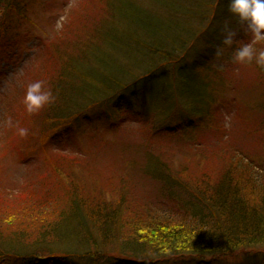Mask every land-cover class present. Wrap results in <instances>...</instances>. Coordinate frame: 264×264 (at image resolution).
<instances>
[{"label":"trees","instance_id":"16d2710c","mask_svg":"<svg viewBox=\"0 0 264 264\" xmlns=\"http://www.w3.org/2000/svg\"><path fill=\"white\" fill-rule=\"evenodd\" d=\"M20 1L0 0V50L9 49L13 38L9 30H15L14 36L19 33L17 28L29 31L23 24L32 20L19 6ZM227 2L106 0V10L77 42L74 55L66 43L67 27L74 23L71 15L60 30L51 27L55 40L49 41L50 64L45 67L47 77L43 81L54 100L38 114H29L24 108L14 116L20 124L18 132L19 128H32L28 141L23 140L26 148L43 143L48 134L61 132L63 127L86 120L95 108L102 107L108 116L121 109L131 111L132 97L124 94L136 81L140 83L147 77L143 82L152 84V79L161 78V73L170 67L174 72L161 83L166 86L169 77L177 73L174 83L179 85L178 93L189 96L187 85L202 83H196L192 71L182 66L176 69L182 49L185 51L200 38L214 44L220 34L224 35L225 25L236 30V40H246L241 25L229 14ZM13 14L18 16L15 22H11ZM46 22L49 24L48 19ZM261 70L264 79V68ZM139 71L143 73L140 77L136 76ZM130 76L133 80L126 82L124 79ZM189 99L199 101L191 96ZM164 102L172 106L166 99ZM170 117L171 112L163 111L152 113L150 119H160L158 133L173 134L182 128L170 125ZM9 133L14 134L8 132L5 139ZM259 162L235 154L222 172L204 171L208 178L195 180V174H182L184 170L175 174L150 157L144 168L154 176L160 173L161 190L166 189L161 204L165 209L159 207L161 214L150 217L144 210L143 216H134L126 225L117 221L120 206L117 209L108 205L103 197L96 194L91 198L77 191L72 196L67 189L62 193L60 180L56 179L61 166L51 164L50 177L48 172L41 177L45 180L38 183L37 191L36 185L22 186L12 194L0 189V264H69L73 257L80 256L83 264H213L236 254L240 255V264H261L264 171L257 168ZM204 172L199 174L204 177ZM49 186L59 193L55 195L47 189L39 195L42 188ZM49 200L50 206H44ZM61 202L65 207H60ZM40 203L43 205L38 210L33 208ZM126 207L132 210L130 205ZM125 227L128 230L121 233ZM115 240L120 242L119 249L103 248Z\"/></svg>","mask_w":264,"mask_h":264},{"label":"rangeland","instance_id":"374dc122","mask_svg":"<svg viewBox=\"0 0 264 264\" xmlns=\"http://www.w3.org/2000/svg\"><path fill=\"white\" fill-rule=\"evenodd\" d=\"M105 2L106 0L19 2V6L23 7L24 13L32 21L23 24L29 28L27 33L25 29L17 28L19 33L14 36L15 30H9V36L12 34L13 37L9 49L0 50V189L12 194L19 192L22 186L36 185L34 191H37V185L45 180L41 177L49 171L50 165H59L61 172L56 179L60 180L59 189H62V193L67 189L72 196L77 191L91 198L97 194L108 205L117 209L120 206L117 221L121 220L119 224L124 221L126 225L134 216H143L145 211L150 217L162 211L159 207L164 208L161 204L164 203L166 189L164 187L161 190V175L157 173L158 176H154L144 168L150 157L160 161L161 166L167 165L169 171L175 174L179 170H184L182 174H195V180L208 178L204 171L210 174L222 172L235 154H242L253 161L261 160L257 168L263 172V72L255 63L241 65L233 62L235 45H223L222 34L214 44L209 39L200 38L197 43L191 44L185 51L182 49V53L179 52L180 64L176 69L182 66L192 71L196 83L206 86H194L190 83L185 87L191 92L189 96L199 100L198 102L190 100L188 95L179 94V85L177 87L174 83L177 73L172 74L167 85L163 86L165 84L161 81L174 72L170 67L161 73V78L152 79V84L143 82L149 78L147 77L140 83L136 81L131 90L124 94L132 97V103L125 101L127 104L131 103V111L121 109L108 116L102 107L95 108L90 111L86 120L63 127L61 132L48 134L43 143L26 148L28 134H19L17 129L20 124L15 121L14 116L17 111L25 108L23 97L27 85L47 77L44 72L45 67L50 64L49 41L54 37L51 27L54 31L60 30L68 15H71L74 23L67 27L66 43L69 45L67 49L74 55L78 51L77 42L89 33L92 24L106 10ZM12 17L11 22L17 21V15L13 14ZM247 42L249 36L242 43ZM56 43H59L58 39ZM141 74L143 73L135 75L140 77ZM133 76L124 80L131 82L136 77ZM161 88H165L163 93ZM114 97L111 102L115 100ZM164 99L171 102L172 106L169 107ZM162 109L164 112H171L169 124H179L182 129L173 134L158 133L160 119L153 121L150 116L152 113L163 112ZM150 123L153 124L154 132ZM26 129L28 133L32 131L30 127ZM8 132L14 134L9 133L5 139ZM201 172H204V177L199 174ZM49 177L48 172L47 178ZM47 189L50 190L49 193H59L57 188L49 186L42 188L39 195ZM63 201L67 204V198ZM50 203L49 200L44 206L48 207ZM42 205L40 203L33 208L38 210V206ZM126 205H130L132 210H128ZM62 206L65 207L61 202L60 207ZM113 211L115 212V208ZM127 230L125 227L121 233ZM119 247V240H115L113 244H106L103 248L114 250ZM259 253L264 254V251ZM82 258L73 257L69 264H83ZM213 262L240 264V255ZM261 264H264V260Z\"/></svg>","mask_w":264,"mask_h":264},{"label":"clouds","instance_id":"9594fccd","mask_svg":"<svg viewBox=\"0 0 264 264\" xmlns=\"http://www.w3.org/2000/svg\"><path fill=\"white\" fill-rule=\"evenodd\" d=\"M227 10L241 25V31L249 36V42L236 40L237 32L225 25L222 44L237 45L232 55L233 62L241 65L253 64L264 68V0H228ZM54 100L53 94L43 80L30 82L24 93L23 103L27 113L38 114ZM26 136L28 129L19 128Z\"/></svg>","mask_w":264,"mask_h":264}]
</instances>
